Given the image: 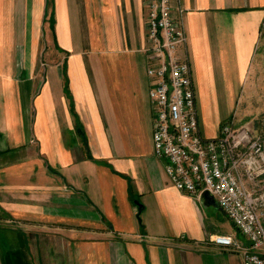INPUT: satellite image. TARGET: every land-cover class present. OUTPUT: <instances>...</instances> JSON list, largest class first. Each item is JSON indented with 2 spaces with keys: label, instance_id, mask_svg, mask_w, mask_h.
I'll use <instances>...</instances> for the list:
<instances>
[{
  "label": "crops",
  "instance_id": "0c3cea01",
  "mask_svg": "<svg viewBox=\"0 0 264 264\" xmlns=\"http://www.w3.org/2000/svg\"><path fill=\"white\" fill-rule=\"evenodd\" d=\"M173 1L203 135L239 102L259 129L264 0ZM147 29L145 0H0V264H244L155 152Z\"/></svg>",
  "mask_w": 264,
  "mask_h": 264
},
{
  "label": "built area",
  "instance_id": "2783aa9c",
  "mask_svg": "<svg viewBox=\"0 0 264 264\" xmlns=\"http://www.w3.org/2000/svg\"><path fill=\"white\" fill-rule=\"evenodd\" d=\"M147 6L149 96L154 116L153 146L180 190L203 199L211 193L246 237L213 234L209 241L243 256L244 264H264V116L250 122L223 121L216 137L200 128L199 110L183 19L173 0H145Z\"/></svg>",
  "mask_w": 264,
  "mask_h": 264
},
{
  "label": "rangeland",
  "instance_id": "374dc122",
  "mask_svg": "<svg viewBox=\"0 0 264 264\" xmlns=\"http://www.w3.org/2000/svg\"><path fill=\"white\" fill-rule=\"evenodd\" d=\"M246 90H247V86L244 88L243 93H246ZM243 105H244L243 102L242 103L239 102V105L235 107V111L233 112V115L229 117V118H231L234 115L235 116L237 115V118L235 119V126H239V125L243 124L244 122H246L250 118L248 116V114L245 113ZM246 109L251 110V109H253V107H248ZM263 115H264V113H263ZM229 118H227V119H229Z\"/></svg>",
  "mask_w": 264,
  "mask_h": 264
},
{
  "label": "water",
  "instance_id": "95a60500",
  "mask_svg": "<svg viewBox=\"0 0 264 264\" xmlns=\"http://www.w3.org/2000/svg\"><path fill=\"white\" fill-rule=\"evenodd\" d=\"M204 199H207L210 203H212V204H218V202H217V200L214 198V196L211 194V193H209V192H205L204 193ZM136 203H138V204H140L139 202H138V200L136 201Z\"/></svg>",
  "mask_w": 264,
  "mask_h": 264
}]
</instances>
